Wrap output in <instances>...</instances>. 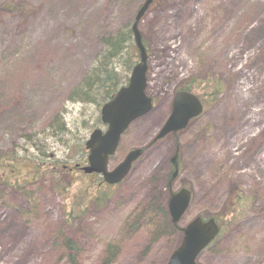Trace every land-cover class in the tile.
Returning a JSON list of instances; mask_svg holds the SVG:
<instances>
[{"label": "rangeland", "instance_id": "obj_1", "mask_svg": "<svg viewBox=\"0 0 264 264\" xmlns=\"http://www.w3.org/2000/svg\"><path fill=\"white\" fill-rule=\"evenodd\" d=\"M142 1L0 0V153L25 158L20 172L31 170L28 160L83 165L76 148L93 129L105 127L100 105L71 92L93 67L101 36L131 23ZM9 4L24 11L9 10ZM138 29L148 45L147 92L154 106L121 136L109 168L154 137L185 79L205 71L220 78L215 103L148 148L110 187L103 205L79 219L64 220L91 179L79 170H67L72 176L62 195L50 187L64 180L58 173L18 190L0 182V264H71L62 235L74 239L76 264H98L107 244L118 248L112 264H163L177 234L154 240L153 226L133 232L127 220L154 193L166 203L176 148L171 188L192 193L179 227L196 216L221 217L229 198L241 200L197 263L264 264V0H163Z\"/></svg>", "mask_w": 264, "mask_h": 264}, {"label": "trees", "instance_id": "obj_2", "mask_svg": "<svg viewBox=\"0 0 264 264\" xmlns=\"http://www.w3.org/2000/svg\"><path fill=\"white\" fill-rule=\"evenodd\" d=\"M162 1L163 0H155L150 8L156 5L157 2ZM6 7L9 10L11 7L13 9L20 10L21 12L24 11L20 6L14 4H9V6ZM131 21H133V18ZM130 26L131 23L124 27H119L100 40L101 47L95 59L94 65L87 72L77 90H75L77 91L78 96L84 95L90 99L99 96L98 94H102L104 91H108L113 95L120 86L126 84L129 72L139 59L138 50L134 45ZM142 42L146 48V52H149L148 45L144 39H142ZM121 66L126 67L125 71L127 73L125 76H121ZM210 73V71H205L198 78L189 77L180 84L178 89L193 92L204 105H211L212 103H215L218 93L222 90V81L220 78L215 77V75ZM73 94L75 95L74 92ZM105 101H107V98L102 96L100 102L98 101V105H101ZM56 121L59 122L57 123L59 125L58 127L63 129L64 123L62 120H59L58 118ZM76 150L79 151L83 162V160H85V150L83 145H79ZM24 159L25 158L12 151H8L3 154L0 153V182L5 188L18 190L30 184V182H32L35 178H38V176L45 173H58L61 176L63 175L65 181L57 178L50 183V187L55 193H60L61 195L67 190L66 181L67 178L72 175L67 171L68 167L66 165H62L61 162L57 160L52 162H48L49 160L45 159H38V162L28 160L32 165L31 170L23 174L20 172L18 165ZM170 174L171 172L168 171L167 178L170 177ZM99 183L100 178H96L94 175L93 179H90V182L80 186V188H83L81 190L79 189L81 194L76 198H79V201L72 199L70 207L65 210L64 220L66 222L83 217L86 209L90 207H100L109 198L110 191H108L107 187L100 186ZM240 202L241 200L239 196L235 195L232 198H229L228 202L226 201L225 204H223L221 217L215 215L212 216L220 228L219 234L224 228L222 220L225 219V216H228L229 214L232 215L233 212L237 210V206L240 205ZM162 219H164V223H160ZM128 222L135 226L141 224L153 226L151 237L154 240L163 236L168 237L169 235L175 233L178 237L176 245H178L180 241L181 232L177 226L171 225L166 203L162 202L161 204L158 202L157 198L147 199L142 206L138 207V209L131 216H129L127 223ZM61 240V245H64L65 250L69 252L68 259L70 263L76 264L77 249L74 239L72 237L70 238L66 235H62ZM102 254L104 256L100 264H111L118 254V248L116 245L107 244Z\"/></svg>", "mask_w": 264, "mask_h": 264}, {"label": "water", "instance_id": "obj_3", "mask_svg": "<svg viewBox=\"0 0 264 264\" xmlns=\"http://www.w3.org/2000/svg\"><path fill=\"white\" fill-rule=\"evenodd\" d=\"M153 1L143 0L135 12L130 27L138 50L139 62L132 68L126 85L120 87L114 96L101 106L100 121L106 125L105 130L93 129L84 142L87 163L79 167L80 171L85 174L97 173L107 184L120 182L129 172L131 164L146 148L168 133L175 136L177 131L184 129L189 120L197 117L202 111V104L195 95L185 90L176 91L172 98L169 116L155 137L147 146L130 150L115 167L108 168V158L115 152L121 134L131 122L145 115L152 108V100L145 94L147 54L138 24ZM169 161L174 168L168 183L167 206L170 220L176 225L189 204L191 194L185 188L176 192L171 189V182L178 174L177 148ZM181 232V241L170 254L166 264H197L196 256L215 238L219 228L213 218L201 219L197 216L181 228Z\"/></svg>", "mask_w": 264, "mask_h": 264}, {"label": "bare ground", "instance_id": "obj_4", "mask_svg": "<svg viewBox=\"0 0 264 264\" xmlns=\"http://www.w3.org/2000/svg\"><path fill=\"white\" fill-rule=\"evenodd\" d=\"M131 27V26H130ZM114 31V30H113ZM112 31V32H113ZM112 32H108V33H104L102 36H101V38H100V40L103 38V37H106L108 34H110V33H112ZM140 35H141V33H140ZM141 40H142V35H141ZM143 43V42H142ZM145 50H146V48H145ZM139 62V59L137 60V62L134 64V66L137 64ZM133 66V67H134ZM132 67V68H133ZM126 67L124 66V67H122L121 66V69H120V72H121V76H125V74L127 73L126 71ZM131 71H132V69H131ZM130 71V72H131ZM129 72V73H130ZM86 76V75H85ZM85 76L83 77V79L85 78ZM128 78H129V76H128ZM82 79V80H83ZM82 80L77 84V86L72 90V92H71V94H73V92L75 93V95H74V97H76V98H79V99H88V100H91V103H93V104H97L98 105V101L100 102V100H101V97L103 96L104 98H107V100L109 101L110 100V98L112 97V96H114V94L112 95V93H110V92H108V91H104V92H102V94H98L99 96H96V97H94V98H88V97H85L84 95H82V96H78L77 95V91H75V90H77V88H78V86L81 84V82H82ZM121 87V86H120ZM119 87V88H120ZM118 88V89H119ZM117 89V90H118ZM117 92V91H116ZM115 92V93H116ZM109 97V98H108ZM106 102V101H105ZM104 102V103H105ZM104 103H102L101 105H100V108H101V106L104 104ZM158 119H160V116L158 117ZM149 124L151 125V121L149 122ZM152 129H149V131H151ZM163 139V138H162ZM162 139H159V140H157V141H155V143L156 142H158V141H160V140H162ZM172 168H174V166L172 165ZM151 198H157L158 199V202H160L161 204H162V199H161V197H160V195H158V193H154L152 196H151ZM169 215V214H168ZM131 216V215H130ZM128 219H129V217H128ZM160 223H164V219H162L161 221H160ZM170 223H171V225L172 226H176V225H174L172 222H171V220H170ZM127 226L129 227V230L130 231H137V230H140V229H142V228H146V225H138V226H135V225H133L132 223H130V222H128V224H127ZM147 227H150V226H147ZM103 254L101 255V257H99V261H98V264H100V262H101V260H102V258H103ZM116 258V257H115ZM115 258H114V260H115ZM114 262V261H113ZM112 264V263H111Z\"/></svg>", "mask_w": 264, "mask_h": 264}]
</instances>
